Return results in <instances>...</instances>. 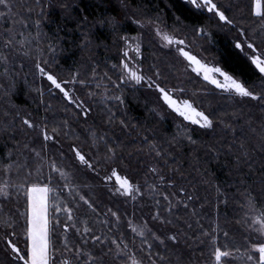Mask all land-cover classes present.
Instances as JSON below:
<instances>
[{
	"label": "trees",
	"instance_id": "obj_1",
	"mask_svg": "<svg viewBox=\"0 0 264 264\" xmlns=\"http://www.w3.org/2000/svg\"><path fill=\"white\" fill-rule=\"evenodd\" d=\"M36 1L38 4H34ZM52 1V4L47 5L41 0H9V6L2 5L0 9L3 16L2 23L0 18V33L8 31L13 25L18 27V32L23 34L25 39V44L21 47L27 49L24 46L29 44L35 58L40 55L41 63L47 61L45 66L49 71L62 80H71L73 75L78 74L75 92L92 111L87 118L83 117L64 98L49 91L44 80L34 82L25 76L27 70L24 67L21 72L18 68L10 67L9 73L12 71L14 74L9 76V83L1 80V75L4 74L0 68V127L4 122L10 121L17 111L21 115H31L37 123H46L49 130L58 127L56 141L48 143L44 152L65 169L70 182L76 186L71 189L63 188L62 185L66 181L58 175L54 177L53 186L58 193L57 202H60L61 208L64 202L73 208L78 227L87 219L88 226L96 235L111 237L123 233L124 239L129 242V249L136 252L137 257L146 256V250L140 247L144 237H140L128 227L129 221L134 224L130 214L103 187V178L112 168H116L121 176H127L133 184L140 186L142 194L146 196V209L150 219L173 230L179 236L178 243L166 241V248L148 237L149 242L153 244V258H156L157 252L164 258L158 261V264H211V241L203 235L202 229L211 232L217 224L220 226V221L213 218L215 204L219 206L220 216H225L226 219L229 216L230 222L239 220L236 214L238 196H234L235 203L231 206H222L223 199L228 200V185L233 184L235 194L246 193L244 188L252 186L251 181L254 179L263 182L261 186L264 191V155L256 149L260 145H256L259 137H255L259 135V125L261 129L264 128V110L229 103L227 98L220 97L214 91H208L198 78L190 75L181 78L180 57L173 51L160 48L151 34L147 33L143 36L140 61L146 74L166 87L174 88L180 85L183 89L181 98L192 99L199 109L210 113L217 128L215 132H206L185 125L168 113L162 114L160 104L153 101L144 90L120 83V75L111 66L113 63L118 65L113 52L117 53L121 48L124 38L138 33L137 27L130 22L129 15L121 9L119 2ZM121 2L132 12L135 19L155 24L165 32L183 39L199 57L212 60L215 65L240 79L250 89L264 92V77L233 43L235 37H239L237 28L245 29L248 38L255 37L258 44L261 38H264V19L250 12V0H216L229 18L234 20L229 27L211 13L198 10L182 0ZM201 27L204 32L200 31ZM260 47L264 49V45ZM157 70L160 72L159 78L155 76ZM93 72L99 77L107 72L110 78L106 75L104 77L115 84L104 83L110 84L107 85L106 92L101 91L100 95L95 84L101 83L92 78ZM79 80H85L86 83L82 85ZM108 87L110 88L107 89ZM102 96L106 98L103 99ZM115 96H122L123 103L115 100ZM109 110L114 113L111 120ZM5 112L11 115L6 116ZM246 113L249 122L252 120L250 124L242 121ZM120 120H124L127 127L121 125ZM221 120L224 121L223 124L220 123ZM65 122L67 127L64 126ZM20 124L17 118L14 129L10 128L0 134V157L6 158L10 151L13 153V160L23 161L27 157L28 168L19 173L13 169L10 185L24 183L29 171L32 173L28 177L29 181L36 179V170L40 168L43 169V174L49 172L47 160L42 162L34 153L23 148L25 143L36 148L40 140H33V133L22 129ZM225 124L229 127H225ZM93 130L95 136L92 134ZM189 135L195 143L187 139ZM16 141L20 142L19 151L23 155H17L14 147ZM153 143L160 150V155L153 150ZM73 144L85 152L95 171L81 167L73 161ZM110 148L114 150V156L109 151ZM4 162L7 163V159ZM152 167H156L158 171H150ZM159 176H163L164 181H160ZM168 180H172L174 186H170ZM152 185L156 187L153 188ZM181 187L185 192H179ZM9 192L11 195L8 201L0 198V204L3 205L0 208V218L12 216L16 220L17 239L22 246L24 237L21 229L24 218L19 214L26 208L24 193L21 190L17 196L12 187ZM158 193H175L180 200L188 197H191V200L186 206L170 195L174 207L169 213L167 202ZM80 194L85 195L97 206L96 212L79 200ZM199 200L204 201V204L199 203ZM155 201H160L161 214L171 220V224L152 218L157 207ZM107 208L119 212L118 224L110 214L102 215ZM203 216L210 217V223L198 219ZM56 217L61 220V224L55 225L52 230V245L58 258L56 264H62L64 259L75 264L70 253L61 256L65 246L62 224L66 222V217L63 211L53 215L50 210V220L54 222ZM104 219L113 223L102 226ZM223 227L220 226L219 229ZM109 228L111 232L108 231ZM4 230L0 225V233ZM67 235L69 248L81 246L85 252L91 250L99 255L100 245L91 241L87 246L82 245L80 234L72 230ZM84 239L88 237L85 236ZM105 243L107 247L115 250L114 245ZM104 250L107 251V248ZM197 259H201L200 262ZM104 260L106 264H121L120 260L112 256H105ZM0 264H11L2 240ZM144 264H148L147 259Z\"/></svg>",
	"mask_w": 264,
	"mask_h": 264
},
{
	"label": "snow or ice",
	"instance_id": "obj_2",
	"mask_svg": "<svg viewBox=\"0 0 264 264\" xmlns=\"http://www.w3.org/2000/svg\"><path fill=\"white\" fill-rule=\"evenodd\" d=\"M191 5L196 8L206 9L208 13H211L215 17H218L220 21H224L227 24H233L234 20L230 19L226 14V11L218 5L216 0H190ZM0 5L9 6V0H0ZM250 12L261 19H264V0H250L249 3ZM137 24H140L141 21H135ZM38 24L39 21H36ZM201 32H204V28H200ZM156 33L158 36L162 37L163 41H166L168 44H177L183 45L185 41L178 38L175 35H171L165 32L161 27H156ZM240 33L243 36V39H237L235 41V47L240 50L246 57L249 58L250 63L259 70V73L264 74V49L260 45H264V38H261L259 44L257 43L255 37L249 39L245 29L241 28ZM129 40L128 37L124 38ZM131 42V41H129ZM20 45L25 44V39L21 34V39L18 42ZM19 51L17 48L16 36L10 32L6 31L0 33V68L3 69V74L7 75L9 73V53L12 51ZM51 50V48L49 49ZM136 52L139 53L140 49L137 46L135 48ZM177 53L183 57L188 62V67L192 69L195 73H202L203 78L207 81H210L212 85H215L216 88L220 89L222 92L229 95L235 94L236 97L246 98L250 101L256 102L254 106L259 107L261 110H264V92H257L254 89H250L242 82L240 79L235 78L228 71L224 70L219 66H210L204 60L194 55L191 51H186L184 47H177ZM251 53V55H249ZM125 55H127V49H125ZM47 61L44 63L37 62L35 68L40 74L47 78V81L50 82V87L58 90L67 101L71 102L72 105L77 109L80 115L87 118L92 109L89 108L83 100L79 98H74V91H70L67 87L68 83H75L77 81V75H73L70 81H64L55 75L52 71H49L45 66ZM122 69L121 72H127L131 74V78L134 79L137 83L142 81H147L145 85L148 88H154L157 94L158 101L166 106L168 109L172 110L174 113L178 114L179 117L184 118L187 121L199 125L203 129H211L214 126L213 118L210 113H206L203 110H200L195 106L192 99H180L175 95V88H167L161 83L153 79L152 76H145L140 74L137 71L132 70L129 67V64L126 60L121 61ZM114 67H116L114 65ZM95 75V72H93ZM155 76L160 77L159 70L156 71ZM220 78H217V77ZM124 79V75H120V80ZM80 84H85V80H79ZM182 91V90H181ZM93 94V93H90ZM41 95L43 92L41 91ZM115 100L119 103H123L122 96H115ZM5 115H11L8 112H5ZM114 117V113L109 110V119L111 120ZM19 119L22 129L36 131L37 137L40 139L41 148L38 150L35 147H30L28 143L23 145V148L28 149L31 153H34L36 157L40 158L43 162L47 160L49 172L43 174V169L40 168L36 170V179L29 181L28 177L31 176V171L28 172V175L25 176L24 183L15 185H10L9 183H3L0 185V197L8 198L11 193L8 191L11 186L19 196L20 191L24 193V199L26 208L25 211L19 215L23 216L24 224L22 226V234L24 237L23 245L18 242V233L15 230L16 220L12 216L5 218H0V225L4 227V231L0 233V240L3 241V248L8 253V259L11 264H56L57 257L55 255V249L52 245V230L55 225H60L61 220L59 217H56L53 222L50 220V210L53 215L63 211L66 217V222L62 224L64 230V251L61 253V256H64L65 253H70L74 260L75 264H106L104 260L105 256H112L115 259L121 261V264H144V260L147 259L148 264H158V261L163 260L159 252L155 253L153 258V244L149 242L148 237L154 239V241L159 242L160 245L167 247L166 240L176 242L179 240L178 234L171 233L169 234H158L155 231H152L148 228L147 221H144L141 225H134L131 221L128 223V227L132 229L134 233H137L140 237H144L141 242L140 247L146 250V256L137 257L136 252L129 249V242H127L123 233L119 236H107V235H96L93 232V229L88 226V221L85 219L81 227L77 226L78 220L73 213V208L69 207L67 202L63 203V208L60 206V202H57L58 193L56 188L53 186L54 177L57 175L65 180L66 182L62 185L63 188H75L76 186L72 184L69 180V174L62 168L56 160L48 157L44 152V149L48 147L49 142L56 141V133L59 131L58 127H53L51 130L48 129V126L44 122L37 123L36 120L31 115H21L20 112H16L15 116L12 117L10 121L3 123L0 127V134L6 132L10 128H15V120ZM224 123V121H220ZM120 124L124 127H127L124 120H120ZM65 127H67V122H65ZM225 127L229 125L225 124ZM234 131V130H233ZM255 132L256 129H253ZM261 133L264 134V128L261 129ZM92 134L95 136V131L93 130ZM187 139L195 143L192 136L189 135ZM15 149L17 155H23L19 151L20 142L16 141ZM153 150L156 151L157 155H160V150L153 143ZM243 147V145H241ZM71 148L74 153V158L79 161V163L86 165L88 168H91L93 171L92 161L87 157L85 152L81 148L77 147L75 144L71 145ZM111 154L114 156L115 152L113 149H109ZM247 155V152L244 153ZM13 153L10 151L7 154V157H0V175H3L6 180H8L9 174L13 172V169L17 173L21 170L28 168L27 157L23 161L13 160ZM63 155V153H61ZM7 159V163L4 160ZM239 159V157H237ZM150 171L157 172L156 167L150 168ZM113 177L116 181V186L113 188V191L117 194H122L126 197H133L134 193L140 192V186L133 184L127 176H121L119 171L116 168L111 169V175H106L105 180H112ZM160 181H164L163 176H159ZM167 183L170 186H174L172 180H168ZM153 188L156 185H152ZM219 191V189H217ZM179 192H185L183 187L179 188ZM161 195L168 204L167 211L170 213L174 205H172L171 199L169 196H175L178 202L184 203L187 206L191 197H188L185 200H180L175 193H158ZM79 200L83 201L93 212L97 211V206L89 200L85 195L80 194ZM257 197L250 195L248 200V206L250 208L254 207ZM157 205L153 219L160 220L165 224H171L172 221L166 219L164 215L161 214L160 201H155ZM3 205L0 204V208ZM110 214L111 217L115 218V223L118 224L120 221V214L118 211H113L112 208H107L105 213L102 215L107 216ZM247 215V214H246ZM110 223H113L109 219H104L101 224L102 226H107ZM258 225V226H257ZM189 227H191L189 225ZM249 228L252 229L245 236V264H264V211L258 212L255 215L253 223L249 225ZM72 230L75 233L80 234L81 244L87 246L89 241L94 242L96 245H100L99 255L94 254L93 251L89 250L85 252L84 247L73 246L72 248L68 247V233ZM219 230V225L217 224L215 229L209 232L206 229H202V233L205 237H208L211 241V246L209 247V256L211 258V264H226V261H230L234 258L236 254H239L241 249L239 247H229L227 244L221 245L219 243V237L216 235V232ZM111 232V228L108 229ZM224 237L227 238V232H224ZM87 236L88 239H84ZM135 240V237H133ZM115 246V250L111 247H107V244ZM107 248V251L104 249ZM62 264H71L67 259L62 261Z\"/></svg>",
	"mask_w": 264,
	"mask_h": 264
},
{
	"label": "rangeland",
	"instance_id": "obj_3",
	"mask_svg": "<svg viewBox=\"0 0 264 264\" xmlns=\"http://www.w3.org/2000/svg\"><path fill=\"white\" fill-rule=\"evenodd\" d=\"M41 1H44L45 3H47V5L53 3L52 0H41ZM116 1L119 2V6L121 7V9L124 12L127 13V16L129 15L130 22L133 25H135L137 27V29H138V33L135 36H132V37L129 38V40H125L123 42L121 48L118 49L117 53L113 52V54L116 56L118 65L116 67H114L115 63H113V65L111 64V66L117 71V73L119 75H121V74L124 75V79L120 80V83L128 85L130 87H139L142 90H144L153 101L158 102L160 104V106H161L160 112L162 114H167L168 113L170 116H172L173 118H175L179 122H181V123H183L185 125L193 126V127L197 128L199 130H203V131H206V132H210V131L215 132L216 131V128H217L216 124H214L213 128H211V129H203L199 125H196V124L192 123L191 121H187L184 118L179 117L178 114L174 113L172 110L168 109L166 106L162 105L158 101L155 89L154 88H148V87L145 86L148 83L147 81H142L140 83H137L134 79L131 78V74L130 73H127V72L122 73L121 72V69H122L121 61L122 60H126L127 63L129 64V67L132 70L137 71V72H139L142 75L148 76L146 74V70L144 68H142V66L140 65V61H141V58H142L141 49H142L143 36L145 34H147V33H150L152 38L157 42V44L159 45L160 48L168 50V51H173L178 57H180V59L182 60V74L180 76L181 78H182V76L185 77L187 75H190L192 77L198 78L206 86V89L208 91H214L218 95H220V97L227 98L229 103H236V104H240V105L242 104V105H244V108L250 107V106L255 107V109L258 108L257 106H254L256 102L250 101V100H248L246 98L236 97L235 94L229 95L227 93H224L220 89L216 88L215 85H212L210 83V81L205 80L203 78V74L202 73L193 72L192 69L190 67H188V62L177 53V47H184L186 51H191L192 52V50L185 43L183 45H177L175 43L168 44L166 41H163L162 37L158 36L157 33H156L157 25H155V24H147V23H144V22H141L140 24H137L135 21H137L138 19L137 18L135 19L132 16V14H131L132 12L128 8H126V6L121 2V0H116ZM182 1H184L185 3L191 5L190 0H182ZM34 4H38L37 1ZM1 6L2 5H0V9H1ZM3 6H5V5H3ZM191 6L196 8L193 5H191ZM47 7H50V6H47ZM196 9H198V8H196ZM198 10L207 12L206 9H202V8H200ZM2 17L3 16L1 15V12H0L1 23H2ZM220 22L222 24L227 25L228 27L232 26L231 24H227L224 21H220ZM17 29H18V27L14 26V25L11 28L8 29V31L12 32L16 36L17 48L20 49L19 51L12 50L9 53V62H10L9 71L11 70L10 67H12V68L15 67V68H18V70L21 72V69L24 67L27 70V72L25 71L26 72L25 76H28L30 78V80H33L34 82L44 80L45 83H46V87L48 88L49 91L55 92L56 94H58L59 96H61L62 98H64L67 101V99L63 96L62 93H60L58 90H55L54 88L50 87V82L47 81V78L45 76H43L42 74H40L38 72V70L35 68V64L38 61L40 62L41 56L39 55V57L35 58L34 54L31 51V48H30L31 46L29 44L24 46V47H27V49L21 47L22 45H20L18 43L19 42L18 38L21 39V34L18 32ZM240 29L241 28H237V33L239 34V37L238 38L235 37V39L233 40L234 46H235V41L237 39H243V36L240 33ZM22 36H23V34H22ZM32 41L35 42L36 40H32ZM129 41H131V42H129ZM137 46L140 49L139 53H137L136 50H135V48ZM125 49H127V55H125ZM239 52L242 53L240 50H239ZM192 53L194 55H196L194 52H192ZM249 55H251V53ZM197 57L202 59V60H204L210 66H217L210 59L201 58L198 55H197ZM246 58L249 60L248 57H246ZM256 70L259 72V70L257 68H256ZM27 73H28V75H27ZM12 74H14V73L11 71L10 75H8V74L7 75H1V80H4L5 82H8L9 81L8 78H9V76H12ZM105 75L107 77L109 76L107 72H105L104 75L102 73L100 75V77L98 76V74H96V75L92 74V78L97 79L102 84V85L98 84V83L95 84V88L97 89V91H98V93L100 95H102L101 91L102 92H106V87H107L108 84H110V83H108V84L105 85L104 83L111 82V84L112 83L115 84L114 81L104 77ZM261 75L264 77V74H261ZM109 78H110V76H109ZM217 78H220V77L218 76ZM64 81H70V80H64ZM11 83L13 84V81H11L10 84ZM74 86H75V83H68L67 84V87L70 89V91H74V93H75L74 98L78 97L79 100H81V98L75 92ZM171 87H173V86H171ZM171 87L168 86L167 88L171 89ZM109 88L110 87H108L107 89H109ZM174 88L177 90L176 93H175L177 98L185 99V97L181 98V96H180V94H182L181 92H183V89L180 87V85H179V87H174ZM102 98L105 99L106 97L102 96ZM67 102L69 104H71V102H69V101H67ZM72 106L74 107V105H72ZM195 106H196V104H195ZM250 116H252V114ZM247 118H248V113L245 114V116L243 117L242 121H244V122L247 121L249 124H250V122L252 123V120L249 122V120ZM255 119H257V118H255ZM262 124L263 123H261V125ZM243 125H245V123H243ZM259 128L260 129H257L259 135L255 136V137H259L257 139V141H256V145H260V146L256 147V149L262 151V153L264 155V134L261 133V126L260 125H259ZM30 131L33 133V135H32L33 140H35V141L40 140L37 137V135H36V131H38V130H36V131L30 130ZM36 138H37V140H36ZM49 143H51V142H49ZM36 148H41L40 144H38V146ZM71 154H72L73 157L71 155L70 156L73 158V161L76 164L80 165L81 167H87L86 165H83V164L79 163V161L74 158L73 151H72ZM11 175H12V173L9 174L8 180H6L4 176L0 175V184L2 185L3 183H9L10 180H12V176ZM108 175H111V172ZM103 183H104L103 187L107 190V192H109L112 195V197L123 208H125L126 211H128V213L130 214L131 218L133 219L134 225H141V224H143L144 221H147L148 228H150L152 231L157 232L158 234H169V232L174 233L173 230H171V229H169V228H167L165 226H162L160 223H157L156 221L150 219V214L147 212V209H146V196L142 194L141 190H140L139 193H134V198L133 197H126V196H124L122 194H117V193H115L113 191V188L116 186V181H115L114 177H113L112 180H105L103 178ZM262 183L263 182L255 181L253 179L251 181L252 186H250L249 188L248 187L244 188L246 193H240V194L239 193L235 194V187H233V184H229L228 185V188L226 190V192H227V196L226 197L228 198V200L223 199V201H222L223 205L222 206L224 207L227 204H229V206H231L232 203H235V199L238 196V198H237V206L238 207L236 208V214L238 215L237 218L239 220H237V222L236 221L230 222L231 219L229 218V216H227V219H226L225 216H220L219 206H217V203L215 204V202H213L215 204V206L213 208V218H215L218 221H220V226H224L223 229H221V230L219 229L216 232V235L219 237V243L221 245L227 244L229 247H239V246L241 247V248L239 247L241 249L239 254H236L234 256V258L231 259L230 261H226L227 264H245V260H246L245 251H244V248L246 247L245 236L250 231H252V229L249 228V225L253 223L255 215L258 214V212L264 211V197H263L264 196V191H263L262 186H261ZM234 186H235V184H234ZM10 188H11V186L9 187L8 191H10ZM248 191H249V193H248ZM260 193H262V195ZM250 195L257 197L256 203H255L254 207H252V208H250L248 206V200H249ZM234 196H236V197H234ZM0 198L8 201L9 197L8 198L0 197ZM192 198H193V195H192ZM199 198H201V197H199ZM202 198H204V197H202ZM203 202L204 201H200L199 203L204 204ZM195 203H197V202H195ZM209 204L210 203H208V205ZM198 219H200L201 222L204 221L205 223H207V222L210 223V217L203 216V217H199ZM224 232H227V234H228L227 238L224 237V235H223ZM220 236H221V238H220ZM166 241H168L170 243H174V244L177 242V241L176 242H172L170 240H166ZM199 246L201 247L202 244H199ZM200 260L201 259H197L198 262H200Z\"/></svg>",
	"mask_w": 264,
	"mask_h": 264
}]
</instances>
